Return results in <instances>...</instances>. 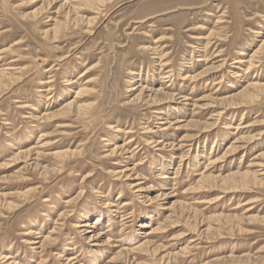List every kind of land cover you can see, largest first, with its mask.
Instances as JSON below:
<instances>
[{"label": "rangeland", "instance_id": "1", "mask_svg": "<svg viewBox=\"0 0 264 264\" xmlns=\"http://www.w3.org/2000/svg\"><path fill=\"white\" fill-rule=\"evenodd\" d=\"M93 2L0 0V264H264V0Z\"/></svg>", "mask_w": 264, "mask_h": 264}, {"label": "bare ground", "instance_id": "2", "mask_svg": "<svg viewBox=\"0 0 264 264\" xmlns=\"http://www.w3.org/2000/svg\"><path fill=\"white\" fill-rule=\"evenodd\" d=\"M79 1H81V4L80 5H78V6H76V7H70V8H72L73 9V12L74 13H77L74 17H75V19L79 22V21H82V20H84L85 21V18L84 17H82V16H80V15H78V11H80V10H83L84 9V7L85 6H92L94 9H96V13H98L99 11H98V8H96L94 5L96 4L95 2H93V0H79ZM92 1V2H91ZM95 1V0H94ZM84 2V3H83ZM66 3L67 2H64V3H62L60 6H59V8L60 7H62V6H65L66 5ZM95 3V4H94ZM92 8V9H93ZM68 12H70L69 10H68ZM96 18V17H95ZM94 18V19H95ZM74 19V18H73ZM93 19V20H94ZM70 20V19H69ZM92 19H88L87 21H91ZM66 21V20H65ZM67 22V21H66ZM74 22V21H73ZM68 23V22H67ZM75 25H76V22H75ZM57 26V25H56ZM212 34V33H211ZM55 38V37H54ZM262 46L264 47V41L262 42ZM7 50L8 48H4V49H0V53L3 51V50ZM260 49V48H259ZM258 51V50H257ZM256 50L254 51V52H257ZM239 55H243L244 53L243 52H239L238 53ZM204 59L203 58H198L197 59V61H203ZM243 62H245V61H243L241 58H237V60H234V63H240V64H242ZM248 66L245 68L247 71H245L246 73L247 72H249V70H254L253 68V66H252V64L249 62L248 64H247ZM256 67V66H255ZM256 69V68H255ZM2 73V75L3 74H5L6 75V73H4V72H1ZM204 74V73H203ZM81 75H83V74H81ZM80 75V76H81ZM194 77V76H193ZM48 81H46V82H44V84L45 83H47ZM43 84V83H42ZM263 87L264 88V84L263 85H260V84H258V83H254V84H252V87H254V88H258V87ZM262 89V88H261ZM79 91H81V89H79L78 90V92H77V94H79ZM82 108H83V106H80V105H75L74 104V101L72 102H68V103H66L65 105H64V108L63 109H67L68 111H71L72 109H75L76 111H79V110H82ZM61 109V108H60ZM84 109V108H83ZM65 111V110H64ZM80 112V111H79ZM46 114H42V117H44ZM48 116H46V118H47ZM161 122V121H160ZM163 124V123H162ZM249 125V124H248ZM109 129H115L116 131H119V132H121L122 130H121V128H118V126H115V125H113V124H110L109 125ZM128 132V131H127ZM46 136V135H45ZM132 139V138H131ZM129 140L128 142H126L125 144H128L129 142H131L132 140ZM158 140V139H157ZM242 140V139H241ZM147 141V140H146ZM160 141H158V143H159ZM150 143H154L153 141H149L148 142V144H150ZM157 143V142H156ZM245 143V142H244ZM232 144V143H231ZM163 147V146H162ZM234 148H236V146L234 147V146H229V152H232L233 150H234ZM12 149H16L14 146L12 147ZM120 150H123V145H120V146H115L114 148H113V150L110 152L112 155L116 152V151H120ZM27 151H28V149H27ZM27 151H25V152H27ZM31 151H32V149H31ZM22 153H24V151H22V150H20V149H17V152L15 153V156H14V158L16 159V158H18ZM234 154V153H233ZM259 157H255V158H257L255 161H257L256 163H255V166H263V164H262V162H261V159H262V157L264 156V154L263 153H259V154H257ZM13 158V159H14ZM264 159V158H263ZM210 163V162H209ZM31 165V164H30ZM5 166V165H4ZM127 172V169L126 170H120V171H118V170H111V171H109V173L112 175V176H115L117 179H119L120 177H125V178H129L128 176H129V174H127L126 173ZM135 173V172H134ZM256 173V172H255ZM88 176L89 175H85L83 178H88ZM137 186V185H136ZM80 197V196H79ZM79 197H77L76 199H78ZM71 200H73V199H69V200H66V202L67 203H70L71 202ZM43 202H47L48 201V199L47 198H44L43 200H42ZM129 203L128 202H123V204H122V207H124V206H127ZM109 204L108 203H106V205L104 206V207H107ZM111 206H114L113 204H110ZM112 209V211H115V208H111ZM119 212V211H118ZM64 214L63 213H61L60 214V216H63ZM128 217H130V216H128L127 215V217H125L126 219L128 218ZM99 221V217L97 216L96 217V220L94 221V223H93V225H91V224H88V223H84V224H82V225H79V226H81V227H84V229L82 230V231H84L85 233H92L93 231H96V228L94 227V225L97 223ZM76 227L78 226V225H75ZM142 227H149L148 225H146L145 223L144 224H142L141 225ZM33 232V231H32ZM154 232V231H153ZM29 233H31V231L30 230H27V232L26 233H23V234H29ZM148 234H152V232L150 231V232H148V233H146V235H148ZM99 236L101 237V232H95L94 234H91L90 236H89V238L90 239H92V238H99ZM37 238H39V237H37ZM49 238V237H48ZM47 240V239H46ZM31 242V241H30ZM42 242V241H41ZM41 242L40 241H33V242H31L32 244H34V245H37V247L36 248H40V245H41ZM43 243V242H42ZM7 258V257H6ZM74 260V257H70L69 259H68V261H70V262H72Z\"/></svg>", "mask_w": 264, "mask_h": 264}]
</instances>
